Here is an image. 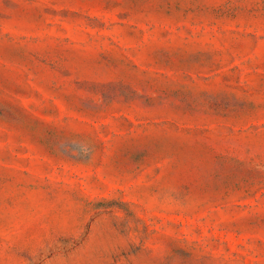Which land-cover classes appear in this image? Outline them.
I'll use <instances>...</instances> for the list:
<instances>
[{
    "label": "rangeland",
    "instance_id": "rangeland-1",
    "mask_svg": "<svg viewBox=\"0 0 264 264\" xmlns=\"http://www.w3.org/2000/svg\"><path fill=\"white\" fill-rule=\"evenodd\" d=\"M0 264H264V0H0Z\"/></svg>",
    "mask_w": 264,
    "mask_h": 264
}]
</instances>
